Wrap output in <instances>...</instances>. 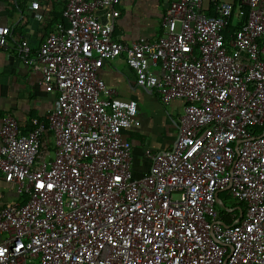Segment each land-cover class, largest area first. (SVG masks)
<instances>
[{
  "label": "built area",
  "instance_id": "built-area-1",
  "mask_svg": "<svg viewBox=\"0 0 264 264\" xmlns=\"http://www.w3.org/2000/svg\"><path fill=\"white\" fill-rule=\"evenodd\" d=\"M42 1L24 0L36 20ZM62 2L34 53L53 108L26 131L0 121V184L18 196L0 208V264H264V0H173L158 38L130 43L116 39L120 0ZM11 32L0 24V48ZM20 52L31 59L26 39ZM121 55L163 104L185 101L139 178L123 136L137 102L99 74ZM222 190L243 206L230 225Z\"/></svg>",
  "mask_w": 264,
  "mask_h": 264
},
{
  "label": "crops",
  "instance_id": "crops-1",
  "mask_svg": "<svg viewBox=\"0 0 264 264\" xmlns=\"http://www.w3.org/2000/svg\"><path fill=\"white\" fill-rule=\"evenodd\" d=\"M17 1L0 0V24L9 25L12 28L7 45L0 48V121L4 115L12 114L17 119L20 130L26 131L30 128L31 118H44L55 104V92L46 93L39 89L41 67L34 53L50 31L46 23L50 11L52 9L60 11V6L58 0L42 1L41 12L44 16L42 20H36L32 17L27 4ZM171 1L173 0H120V16L115 22L118 28L116 39L125 43L157 39L161 34V18ZM95 14L101 22L106 21L104 10H98ZM23 39L27 40L31 48L29 61H25L20 52ZM99 74L105 84L114 89L119 97L132 99L131 92L138 85L134 71L126 64L123 55L104 61ZM163 105L168 107L166 112L175 125L174 129L177 128L178 132V118L183 112L185 101L174 99ZM144 133L139 131L134 138L132 135L125 137L132 144V155L137 146L142 147L143 150L149 148L144 143ZM3 187L4 189L12 188L10 184H5ZM3 190L0 193H4ZM237 205L235 203L228 208L233 209L236 219L240 216V208Z\"/></svg>",
  "mask_w": 264,
  "mask_h": 264
},
{
  "label": "rangeland",
  "instance_id": "rangeland-1",
  "mask_svg": "<svg viewBox=\"0 0 264 264\" xmlns=\"http://www.w3.org/2000/svg\"><path fill=\"white\" fill-rule=\"evenodd\" d=\"M122 98V97H121ZM137 102L138 118L141 121V125L138 127L125 129L123 136L127 137L132 135L136 137L139 131H144L143 139L144 143L152 150H166L170 148L174 143L177 136V128L167 114L168 107L163 105L159 100L155 92L146 91L143 87L137 86V88L131 92V97ZM123 99H129L123 97ZM150 162L144 156V150L142 147L137 146L132 155L131 171L134 178L143 176L149 169ZM3 184H0V191L4 189ZM6 197L1 202L13 203L18 199L14 188L7 189L4 193ZM219 198L225 207H231L235 204L234 200L228 195L227 190H222L218 194ZM223 205L218 204L220 208H224Z\"/></svg>",
  "mask_w": 264,
  "mask_h": 264
},
{
  "label": "trees",
  "instance_id": "trees-1",
  "mask_svg": "<svg viewBox=\"0 0 264 264\" xmlns=\"http://www.w3.org/2000/svg\"><path fill=\"white\" fill-rule=\"evenodd\" d=\"M17 2H24L23 0H18ZM59 2V10L60 11H54L53 9L50 11V14H49V18H47V27L50 28V31L52 29V27L57 23V22H60L63 20L62 18V9H63V2L62 0H58ZM25 3V2H24ZM49 31V32H50ZM2 203V204H1ZM0 203V208L5 206V205H8L10 202L8 201H5V202H1ZM224 206V205H223ZM237 207H239L241 210H243V206L242 204H238ZM227 209L228 207H225L224 208H220L218 206V210H219V213H220V216H221V219L222 221L225 223V224H232L234 219H236V217L234 219H229L228 218V215L226 214L227 213Z\"/></svg>",
  "mask_w": 264,
  "mask_h": 264
},
{
  "label": "water",
  "instance_id": "water-1",
  "mask_svg": "<svg viewBox=\"0 0 264 264\" xmlns=\"http://www.w3.org/2000/svg\"><path fill=\"white\" fill-rule=\"evenodd\" d=\"M216 202H217V204L222 205V202H221V200H220V198H219L218 196H216ZM238 220H239V218H238ZM223 224H224V223H223Z\"/></svg>",
  "mask_w": 264,
  "mask_h": 264
}]
</instances>
